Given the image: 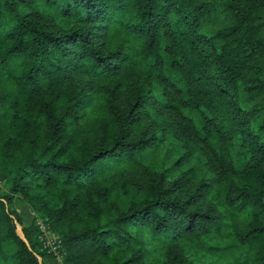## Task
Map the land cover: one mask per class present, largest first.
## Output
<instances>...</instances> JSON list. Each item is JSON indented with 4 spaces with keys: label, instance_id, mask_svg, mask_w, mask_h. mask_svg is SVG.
<instances>
[{
    "label": "trees",
    "instance_id": "1",
    "mask_svg": "<svg viewBox=\"0 0 264 264\" xmlns=\"http://www.w3.org/2000/svg\"><path fill=\"white\" fill-rule=\"evenodd\" d=\"M0 178V264H264V0H0Z\"/></svg>",
    "mask_w": 264,
    "mask_h": 264
},
{
    "label": "rangeland",
    "instance_id": "2",
    "mask_svg": "<svg viewBox=\"0 0 264 264\" xmlns=\"http://www.w3.org/2000/svg\"><path fill=\"white\" fill-rule=\"evenodd\" d=\"M163 156H164V152L158 154L159 164L158 165L156 164V166L158 167L159 170H162L164 168V164L161 161ZM128 173H132V172H128ZM135 173L138 174V171ZM144 175H145V172H144ZM7 191H8L7 187L5 186V184L2 182V180L0 178V194H5ZM16 205L22 211V217H23L24 225H29V224H31V222H33L37 226V228L40 232L38 222L39 221H45V223L49 227V230L52 233H54L56 235V237L58 236V239L61 241L59 244L60 246H58L56 251H53V250H51L50 247H45V244L43 243V241L41 239V232H40V240L42 242V249L47 251L48 254H50L49 259H48V264H64L66 252L64 251V248H63L62 238L58 233L53 231L49 218L47 216H44V215L38 213L37 211L33 210L28 203H26L22 200L17 201ZM17 231L20 234V236L23 237L22 226L20 224L17 225ZM182 251H185L187 253H194L193 247L190 245L186 246V248H182ZM39 259L42 262L41 256L39 257ZM211 259L204 261L203 264H210L212 261Z\"/></svg>",
    "mask_w": 264,
    "mask_h": 264
},
{
    "label": "built area",
    "instance_id": "3",
    "mask_svg": "<svg viewBox=\"0 0 264 264\" xmlns=\"http://www.w3.org/2000/svg\"><path fill=\"white\" fill-rule=\"evenodd\" d=\"M38 225L41 232V239L45 244V247H50L51 250L56 251L61 242L58 239V236L56 237V235L49 230V227L45 221H39Z\"/></svg>",
    "mask_w": 264,
    "mask_h": 264
}]
</instances>
